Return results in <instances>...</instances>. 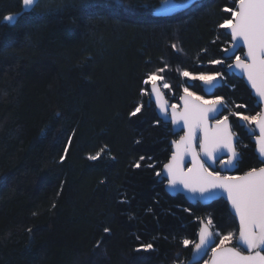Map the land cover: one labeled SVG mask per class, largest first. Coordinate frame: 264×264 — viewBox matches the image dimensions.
Listing matches in <instances>:
<instances>
[{
    "label": "trees",
    "instance_id": "16d2710c",
    "mask_svg": "<svg viewBox=\"0 0 264 264\" xmlns=\"http://www.w3.org/2000/svg\"><path fill=\"white\" fill-rule=\"evenodd\" d=\"M165 1L0 0V264H186L209 218L216 244L231 232L242 249L224 199L193 205L159 180L174 135L143 83L164 68L178 103L185 87L203 94L181 72L219 71L225 112H260L226 72L219 25L236 0H174L189 7L164 15ZM238 149L236 174L263 165L243 130Z\"/></svg>",
    "mask_w": 264,
    "mask_h": 264
},
{
    "label": "snow or ice",
    "instance_id": "6c2138e0",
    "mask_svg": "<svg viewBox=\"0 0 264 264\" xmlns=\"http://www.w3.org/2000/svg\"><path fill=\"white\" fill-rule=\"evenodd\" d=\"M38 0H22L24 8H34ZM175 7L187 8L188 4ZM231 13V18L225 19L220 28L230 30V36L233 41L232 51L239 48L241 44L246 47L245 58L239 55L235 56L233 64L227 65L228 68H237L246 75L251 87L255 90L260 102H264V0H236L234 10L226 9ZM5 21L12 23L16 17L6 15ZM172 47H176L172 45ZM225 53L230 51L224 50ZM231 59V57H227ZM212 64H222V60H212ZM164 68L149 73L143 80L145 85H151V93L156 97V101L162 112H167L168 104L163 99V94L158 86V81H162L163 76L159 73ZM181 75L190 79L202 81L205 85H212L218 78H222V73L216 71L213 74L200 72L194 74L187 70L181 72ZM170 85L163 83V88L167 89ZM184 95L180 97L183 101L181 111L177 110V105H171L170 118L172 123L180 124L187 129L184 136L179 140L173 141L175 152L171 160L164 167L169 177V185L176 187L182 185L192 193L204 195L206 193L216 194L219 192L226 195L231 204L235 215L239 219L238 242L246 249L247 254L235 247L228 246L233 240L234 233L220 236L218 244L211 247L213 233L209 230L212 220L209 218L199 231V242L194 244L197 253L206 252L211 247V264H264V167L253 168L243 175L230 176L221 175L220 172L210 171L201 159V153L213 163L217 159L227 167H235L237 152L233 144V133L230 130L228 116L223 119H216L215 126L210 128L209 118L219 111L221 106H225L222 97L212 100L204 99L190 91L188 87L183 89ZM142 95H148V91L142 89ZM142 105H138L131 115L135 116L141 111ZM237 107H241L237 105ZM240 116L242 121L249 125H256L259 129L257 143L259 153L264 157V111L256 115L248 116L240 113H233ZM202 131L203 137L200 140V152H197L195 142L197 132ZM226 150L230 153L225 161L218 157L217 153ZM66 151V150H65ZM191 155L192 167L185 170L183 161L186 155ZM100 153L95 156H89L90 160H96ZM63 159V157H62ZM143 159V157H141ZM135 167H140L139 163ZM160 173H157L159 175ZM105 232L109 229L105 228ZM219 236V234H216ZM183 245L187 247L193 242L188 239L183 240ZM146 248H152L151 244Z\"/></svg>",
    "mask_w": 264,
    "mask_h": 264
},
{
    "label": "water",
    "instance_id": "95a60500",
    "mask_svg": "<svg viewBox=\"0 0 264 264\" xmlns=\"http://www.w3.org/2000/svg\"><path fill=\"white\" fill-rule=\"evenodd\" d=\"M175 6H179V4L176 3L174 0H166L165 3H164V5H163V7H162L161 13L164 14V15H167V14L175 13L176 11H178L179 9H181L180 7H175ZM31 9L32 8H26L27 11H30ZM15 21H16V19H15ZM15 21H13L12 24H14ZM225 31L230 35V30L225 29ZM230 39H231V43H230L229 47L227 48L230 51H228L227 53H225V51H224L223 57L226 58V59H228L227 57L230 56L231 59H234L233 62H232V64H233L234 61H235V56L238 55V53L241 50H243V54H242L241 58L242 59L245 58V54H246L247 49H246V47H244L241 44V46L239 48L235 49V51L233 52L232 51L233 41H232L231 36H230ZM226 72L228 74H230V75L234 74L236 77H238L239 79H242L243 80V82L245 83V85L250 90L252 97L255 99V105L256 106H260L261 111H264V102H260L259 101V97L256 95L255 90L251 87L250 83L248 82L246 75H244L241 72L240 69H237V68H234V67L233 68H227L226 69ZM223 82H224L223 81V78H218L216 81L213 82L212 85H205L202 81H200V85L203 88V92H204L205 96L212 97V96L215 95L216 90L218 88H220V87L223 86ZM190 84H191V82H190ZM158 86L160 87V91L163 94V99L165 101H167V104L169 106L168 109H167V112L166 113L165 112H162L161 109L159 108V105H158V103L156 101L155 95L153 93H151V85L150 84H149V91H150V99H149V102L154 104L155 110H156V113H157L158 117L163 122L171 124L172 134L174 136H176L177 134H181L177 139L176 138H172L170 140L171 154H170V157H169L168 161L165 162L163 164V166H162L161 173L159 175V180L160 181H163V180L166 181L165 190L170 195L176 196V195L181 194V195L184 196V198L190 204H193V205H196L198 203H200L202 205H208V204L212 203L215 200L224 199V201H226L227 204H228V206H229L230 212L236 218V221H237L238 227H239V219L235 215L233 209L231 208V204L227 200L226 195H222L219 192H217L216 194L206 193L204 195H201L199 193L189 192L182 185H177L176 187H172L171 185H169V182H168L169 181V177H168L167 171H166V169H165L164 166L170 162L171 157H172V154L175 152V145L173 144V141L179 140L181 136H184L185 133H186V131H187V129L183 126V123L182 122L180 124H174V123H172L171 118H170L171 105H176V104H173V102L170 99H168V97L166 96V93L164 92V90H163V88L161 86L160 81H158ZM183 95H184V93H182L181 96H183ZM182 107H183V101L181 99H179V102H178V105H177V110L178 111H181L182 110ZM223 112H224V106H221L219 108V111L214 114V117L215 118H213V116H210V118H209V126H210V128H212V127L215 126L216 119H220V117L223 114ZM228 123L230 125V130L233 133L232 128H231V123H230V120L229 119H228ZM240 123L242 125H245V130L248 132V134L250 136H252L251 137V142L254 144V153L258 157V160L263 164V166H261V167H264V157H261V155L259 153V145L257 143V137L259 136V129L256 127V125H254V124L249 125L247 122L242 121L241 119H240ZM202 137H203V132L202 131L197 132V138H196V142H195V147H196L197 152H200L201 151L200 150V140L202 139ZM236 143H237V136L233 133V144H234L235 149H236ZM236 152L238 154L237 159L235 161L236 166L235 167H227L226 168L221 163V165H220V171L222 173H231V174H234L235 171L238 169V167H239L238 166V162L241 161L242 158H241V153L237 149H236ZM217 156L218 157H222L223 160L226 161L229 158L230 153H228L226 150H221L220 152L217 153ZM201 159L205 162V166L206 167L209 166L211 169H215L217 167L218 162H220V159H217L216 162L213 163L212 161H210L206 157H204L202 153H201ZM183 166H184L185 170H187L188 168L192 167L191 155L190 154L185 156L184 161H183ZM243 174H240V175H243ZM236 176H239V175H236ZM205 223H207V221H205L204 219H202L201 220L200 228ZM209 230L213 233L211 247H215V245H216V239H215V233H214V230H213L212 226H210V229ZM199 231H200V229H199ZM198 242H199V232H198V238H197V242L196 243H198ZM237 244L243 249V250H240V251H242L245 254H247L246 249L238 242V239H237ZM228 246L234 247V246H231V245H228ZM211 247H209L206 252H202V253H197L196 250H195V248L193 247L191 257L186 262V264H211L212 253L210 254V257L208 258V260L206 262H204V260L208 256L209 252L211 251Z\"/></svg>",
    "mask_w": 264,
    "mask_h": 264
},
{
    "label": "flooded vegetation",
    "instance_id": "af4514ba",
    "mask_svg": "<svg viewBox=\"0 0 264 264\" xmlns=\"http://www.w3.org/2000/svg\"><path fill=\"white\" fill-rule=\"evenodd\" d=\"M243 54V50H241L240 51V55L239 56H241ZM232 62H233V59H230V62H229V64H232ZM228 64V65H229ZM225 65V62H223L222 63V67ZM223 77V76H222ZM201 86V85H200ZM201 88H202V86H201ZM218 90V89H217ZM217 90H216V92H217ZM202 92H203V88H202ZM199 94V93H198ZM200 95H202V96H205V94H204V92H203V94H200ZM215 95H216V93H215ZM212 96V97H215V98H217V97H220V96ZM205 97H207V96H205ZM223 98V97H222ZM223 100H224V98H223ZM256 106V105H255ZM257 107H260V106H257ZM225 106H224V112H223V114L221 115V117H220V119H223V117L224 116H228V119L230 120V123H231V128H232V131H233V133L237 136V143H236V149L241 153V151L238 149V142H239V133H240V130H243V131H245V132H247L246 130H245V125H242L241 123H240V116H237V115H233V113H236V112H234V111H236L234 108H230L229 110H228V113H226L225 111ZM260 110H261V108H260ZM241 115H248L247 113H240ZM248 116H250V115H248ZM248 133V132H247ZM249 135V134H248ZM250 136V135H249ZM250 137H252V136H250ZM241 158H242V153H241ZM242 160V159H241ZM239 163H240V161L238 162V166H239ZM239 168V167H238ZM213 171L214 172H220V163L219 164H217V167L215 168V169H213ZM237 171V170H236ZM235 171V172H236ZM221 173V172H220Z\"/></svg>",
    "mask_w": 264,
    "mask_h": 264
},
{
    "label": "rangeland",
    "instance_id": "374dc122",
    "mask_svg": "<svg viewBox=\"0 0 264 264\" xmlns=\"http://www.w3.org/2000/svg\"><path fill=\"white\" fill-rule=\"evenodd\" d=\"M179 5H181V4H179ZM190 90V89H189ZM190 91H192V90H190ZM192 92H194V91H192ZM197 96H202V95H200V94H198V93H196V92H194ZM202 97H204V99H207V100H212V99H215V97H205V96H202ZM177 104V103H176ZM252 116V115H251Z\"/></svg>",
    "mask_w": 264,
    "mask_h": 264
},
{
    "label": "bare ground",
    "instance_id": "6f19581e",
    "mask_svg": "<svg viewBox=\"0 0 264 264\" xmlns=\"http://www.w3.org/2000/svg\"><path fill=\"white\" fill-rule=\"evenodd\" d=\"M25 10H26V8H25ZM27 11V10H26ZM161 83V82H160ZM161 86H162V84H161ZM150 99V98H149ZM150 103V102H149Z\"/></svg>",
    "mask_w": 264,
    "mask_h": 264
}]
</instances>
